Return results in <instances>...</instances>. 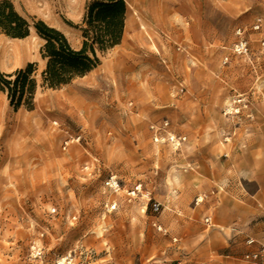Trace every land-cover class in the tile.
I'll use <instances>...</instances> for the list:
<instances>
[{
    "label": "rangeland",
    "instance_id": "rangeland-1",
    "mask_svg": "<svg viewBox=\"0 0 264 264\" xmlns=\"http://www.w3.org/2000/svg\"><path fill=\"white\" fill-rule=\"evenodd\" d=\"M10 1L22 15L61 30L74 48H81L82 33L76 26L89 0ZM128 7L129 31L138 21V11L131 3ZM213 7L208 6L209 11ZM218 7L230 12L233 6ZM194 8L197 12L198 6ZM254 8L245 12L251 18L235 26V41L220 47L225 66L243 75L247 67L253 68L250 34L260 32L264 23V5ZM142 30L152 46L153 57L145 56L149 67L164 82L175 83L171 96L187 93L175 55L156 44L165 37L160 25ZM240 42L247 43L246 52H235ZM43 44L34 32L21 42L0 35V71L13 73L37 62L41 73L46 66L40 54ZM179 53L185 54L180 49ZM127 60L133 67L138 61L117 46L102 55L101 66L88 76L62 89H40L33 111H15L0 92V264H139L144 257L148 259L143 264H172L156 261L163 245L154 242L152 228L168 231L144 220L146 214L158 215L163 209V189H183V167H177V179H169L175 172L169 163L180 157L185 139L177 147L170 138L182 137L167 132L166 120L162 125L156 122L163 119L158 111L166 110L167 102L150 101L146 92L137 100L125 92L121 79ZM178 63L183 65V60ZM223 83L230 93L222 109L221 140L233 144L247 126L257 123L263 94L259 86L243 91ZM153 112L158 114L155 120ZM155 125L165 126L158 137ZM111 177H116L119 190L107 185ZM137 186L141 193L131 198L128 193ZM157 192L161 196L155 198ZM154 204H160L159 210ZM260 246L256 243L243 256Z\"/></svg>",
    "mask_w": 264,
    "mask_h": 264
},
{
    "label": "crops",
    "instance_id": "crops-1",
    "mask_svg": "<svg viewBox=\"0 0 264 264\" xmlns=\"http://www.w3.org/2000/svg\"><path fill=\"white\" fill-rule=\"evenodd\" d=\"M127 3L136 6L138 21L129 31L126 25L119 46L125 47L129 57L135 54L138 61L133 67L127 60L121 85L137 100H143L146 92L150 101L167 102L168 108L158 111L163 119L156 122L162 125L166 120L167 132L185 139L180 157L169 163L175 169L169 179H177V167H183L184 171H180L183 189L176 185L163 189V198L157 200L163 209L158 215L146 214L144 220L146 225L158 224L168 231L162 234L152 228L154 242L163 245L156 261L257 264L244 261L242 256L251 249L245 244L248 237L264 245V51L260 45L264 41V23L260 32L250 34L253 68L247 67L245 75L239 69L232 72L231 67L225 66V52L220 47L235 41V26L251 18V13L245 15L246 10L263 6L264 0H131ZM219 5L233 7L225 12ZM208 6L215 7L209 11ZM159 25L165 37L156 44L160 51L175 55L176 71L187 88V93L177 98L170 93V86L175 83L161 80L155 68L145 61V56L153 57V54L142 29L154 30ZM179 49L185 54H180ZM180 58L183 65L178 63ZM223 81L243 91L259 86L263 94L257 123L247 126L233 144L221 140L222 109L230 93ZM151 115L155 120L158 114ZM160 196L159 192L154 195ZM147 259L142 258L139 264ZM120 264L129 263L120 261Z\"/></svg>",
    "mask_w": 264,
    "mask_h": 264
},
{
    "label": "trees",
    "instance_id": "trees-1",
    "mask_svg": "<svg viewBox=\"0 0 264 264\" xmlns=\"http://www.w3.org/2000/svg\"><path fill=\"white\" fill-rule=\"evenodd\" d=\"M128 14L126 0H89L82 23L81 48H74L67 36L36 17L22 15L10 0L0 1V35L24 40L34 32L44 41L40 54L46 62L38 73V63H28L13 73L0 71V92L15 110L35 109L40 89L58 90L82 79L102 64V55L122 43Z\"/></svg>",
    "mask_w": 264,
    "mask_h": 264
},
{
    "label": "built area",
    "instance_id": "built-area-1",
    "mask_svg": "<svg viewBox=\"0 0 264 264\" xmlns=\"http://www.w3.org/2000/svg\"><path fill=\"white\" fill-rule=\"evenodd\" d=\"M260 28V25L257 24V26H255V29H259ZM238 34H241V32L239 31ZM246 44L245 42H240L239 44H236V48H235V52L237 53H242L243 52V49H245V52H246ZM264 45V43H263ZM233 111V110H230V112ZM235 111H239V110H235ZM165 127V126H164ZM163 126H153L152 129L155 130V133L158 137L159 133L161 131H163L164 129ZM171 141H173V143L176 144L177 147H181L183 141H184V138H179V139H176L175 137H172L170 138ZM107 185L111 188V189H114V190H119V183L118 181L116 180V177H111L110 180L107 182ZM141 193V187L137 186L135 187L132 191H130L128 193V195L131 197V198H137L139 196V194ZM160 208V204H154V209L157 211L159 210ZM256 243H258L254 238H248L247 240V245L249 247H253ZM243 260L246 261V262H253V263H257V264H264V245L261 244L260 248L257 249V250H252L250 251L249 253L245 254L243 256ZM148 264H151V263H148Z\"/></svg>",
    "mask_w": 264,
    "mask_h": 264
},
{
    "label": "bare ground",
    "instance_id": "bare-ground-1",
    "mask_svg": "<svg viewBox=\"0 0 264 264\" xmlns=\"http://www.w3.org/2000/svg\"><path fill=\"white\" fill-rule=\"evenodd\" d=\"M16 41H19V42H21L22 40H16ZM18 46V45H17Z\"/></svg>",
    "mask_w": 264,
    "mask_h": 264
}]
</instances>
